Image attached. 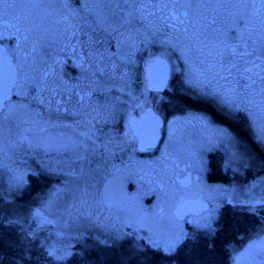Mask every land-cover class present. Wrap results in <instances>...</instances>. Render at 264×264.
I'll list each match as a JSON object with an SVG mask.
<instances>
[{
	"label": "snow or ice",
	"instance_id": "snow-or-ice-1",
	"mask_svg": "<svg viewBox=\"0 0 264 264\" xmlns=\"http://www.w3.org/2000/svg\"><path fill=\"white\" fill-rule=\"evenodd\" d=\"M4 40L0 264H212L219 232L246 241L230 264H264V0H0ZM161 138L134 210L102 219L117 153Z\"/></svg>",
	"mask_w": 264,
	"mask_h": 264
},
{
	"label": "rangeland",
	"instance_id": "rangeland-1",
	"mask_svg": "<svg viewBox=\"0 0 264 264\" xmlns=\"http://www.w3.org/2000/svg\"><path fill=\"white\" fill-rule=\"evenodd\" d=\"M9 2H11V0H9ZM14 43H15L14 40H8L7 41V44L9 46H11ZM72 64H73L72 57L70 55L66 56L65 57V66H64V70L67 74L66 78L76 76V74H74V72L68 67L69 65H72ZM137 72H138V78L142 79L143 72H144L143 64H141L138 67ZM171 78L173 80V83L178 87L179 74L173 72L170 74L169 81L171 80ZM168 85H169V83H168ZM163 94L167 95V90H165V92ZM175 114L181 115L182 113L177 112ZM191 132H192L191 138L195 139L196 135H197L195 128H192ZM162 137H166V133H163ZM163 144H164V139L161 138L155 147L148 148L145 151L141 152V151H132L131 149H125L123 151V153H120V152L117 153V159L114 161V163L120 165L123 162V164H126L128 167L125 170V172L117 178L116 183L113 186L112 199H113L115 206L111 210L103 211L101 213L102 219H103V217L108 216L109 213L112 216L118 215V216L123 217L124 215H126V214H128L134 210V206L131 204V202L121 198V193L132 195V194L137 192L138 187H142L144 189H147L148 185L146 183L142 184L138 180V177H140L141 175H144V174L151 172V169L148 168L146 166V164L143 162L155 161L156 158L161 155L160 149L163 147ZM211 154L212 153H210L208 156L209 160H210ZM21 157L28 164H30L33 168L38 167L37 160L35 158L26 157V156H23L22 154H21ZM157 167H159V165H157ZM226 173H227V176H228V174L230 175V178L228 180H225V181L218 180L216 182L226 183V184L231 182V180H232L231 172H226ZM249 178H251V177H249ZM61 179H62V177H59V176H51V179H48L47 185L44 186L43 188H46L47 186L59 184ZM185 194H187V193H185ZM25 201L30 202L31 198H30V200L27 199ZM155 202H156V197L154 195H145V196L140 197V204L145 209L150 208ZM221 203H223V202H221ZM245 242H246L245 240L241 239V241L238 244H232L231 246L240 247Z\"/></svg>",
	"mask_w": 264,
	"mask_h": 264
},
{
	"label": "trees",
	"instance_id": "trees-1",
	"mask_svg": "<svg viewBox=\"0 0 264 264\" xmlns=\"http://www.w3.org/2000/svg\"><path fill=\"white\" fill-rule=\"evenodd\" d=\"M68 67L74 72V74L77 75V70L74 69L73 64L69 65ZM168 86L170 88L177 87L173 83L172 78L169 81ZM218 160H220V154L212 153L210 156V161L216 162ZM217 175L223 178V179H220L222 181L228 180L230 178V175L228 174L227 176V173L223 169H221L217 173ZM48 179H51V177H49ZM46 185L47 183L45 184L43 181H41L40 187L43 188ZM34 195H35V192H32L31 195L25 194L23 195L22 199L30 200V198ZM221 211L224 213L226 217L232 214V208L230 205H227V204L223 205V208L221 209ZM240 241H241V238L238 235L237 236H232V235L226 236L225 233L219 232L214 238H208L206 241L202 240L201 246L203 247L205 243L213 245L212 248L207 249L206 256H205V258L209 260L210 262H212V264H230L229 259H228L230 255V246L232 244H238ZM87 242L92 243V240L89 239ZM76 247H79V245H76Z\"/></svg>",
	"mask_w": 264,
	"mask_h": 264
},
{
	"label": "flooded vegetation",
	"instance_id": "flooded-vegetation-1",
	"mask_svg": "<svg viewBox=\"0 0 264 264\" xmlns=\"http://www.w3.org/2000/svg\"><path fill=\"white\" fill-rule=\"evenodd\" d=\"M7 41H8V40L0 41V43L7 44Z\"/></svg>",
	"mask_w": 264,
	"mask_h": 264
},
{
	"label": "water",
	"instance_id": "water-1",
	"mask_svg": "<svg viewBox=\"0 0 264 264\" xmlns=\"http://www.w3.org/2000/svg\"><path fill=\"white\" fill-rule=\"evenodd\" d=\"M170 79V78H169ZM169 82V81H168ZM157 143H158V141H157ZM157 143H156V145H157Z\"/></svg>",
	"mask_w": 264,
	"mask_h": 264
}]
</instances>
